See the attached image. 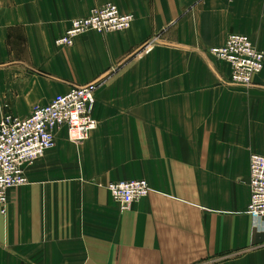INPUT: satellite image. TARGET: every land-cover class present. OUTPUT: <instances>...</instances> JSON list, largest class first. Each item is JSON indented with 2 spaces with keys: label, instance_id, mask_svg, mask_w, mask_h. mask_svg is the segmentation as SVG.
Listing matches in <instances>:
<instances>
[{
  "label": "crops",
  "instance_id": "0c3cea01",
  "mask_svg": "<svg viewBox=\"0 0 264 264\" xmlns=\"http://www.w3.org/2000/svg\"><path fill=\"white\" fill-rule=\"evenodd\" d=\"M105 4L131 26L55 46ZM229 34L264 54V0H0V119L102 81L90 138L73 146L57 130L8 192L0 264H264L246 213L249 157L264 155V68L251 88L224 83L207 51ZM135 179L148 195L121 210L106 185Z\"/></svg>",
  "mask_w": 264,
  "mask_h": 264
},
{
  "label": "built area",
  "instance_id": "2783aa9c",
  "mask_svg": "<svg viewBox=\"0 0 264 264\" xmlns=\"http://www.w3.org/2000/svg\"><path fill=\"white\" fill-rule=\"evenodd\" d=\"M133 21L131 14H122L115 5L93 7L86 17L71 22L65 33L55 40L59 48L73 46L77 37L95 32L109 34L127 30ZM146 47L144 52L151 51ZM209 58L223 63L229 70L224 83L251 88L254 78L264 68V54L241 34H229L219 47L207 51ZM102 84L100 79L82 86L71 87L65 94L56 95L45 106L35 107L20 119L4 113L0 119V212L4 214L10 190L26 186L27 166L55 147V132L65 128L69 142L79 144L88 139L96 129L92 117L95 92ZM248 188L250 199L246 213L252 228L261 233L264 241V155L249 157ZM106 189L121 210H128L134 203L148 195L145 180L135 179L110 182Z\"/></svg>",
  "mask_w": 264,
  "mask_h": 264
},
{
  "label": "rangeland",
  "instance_id": "374dc122",
  "mask_svg": "<svg viewBox=\"0 0 264 264\" xmlns=\"http://www.w3.org/2000/svg\"><path fill=\"white\" fill-rule=\"evenodd\" d=\"M212 60H213V59H212ZM214 61H215V60H214ZM100 86H101V85H100ZM5 113H6V112H5ZM96 127H97V126H96ZM94 131H95V130H93V131L90 133L88 139L90 138L91 134H92ZM88 139H87V140H88ZM87 140H85V141H83V142H81V143H79V144H74V143H71V142H70V143L73 144V146H81V145H82L84 142H86ZM43 157H44V155H43L42 157H40L39 159H41V158H43ZM39 159H37V160H39ZM37 160H36V161H37ZM36 161H35V162H36ZM19 188H21V187H19ZM16 189H18V188H16ZM13 190H14V189H13ZM109 196H110V195H109ZM110 198H111V197H110ZM111 200H112V199H111ZM112 202H113V201H112ZM113 203H114V202H113ZM115 204H116V203H115ZM116 205H117V204H116ZM117 206H118V205H117Z\"/></svg>",
  "mask_w": 264,
  "mask_h": 264
}]
</instances>
